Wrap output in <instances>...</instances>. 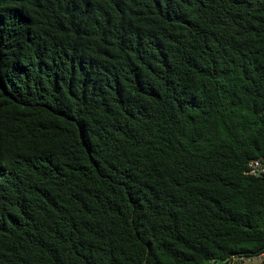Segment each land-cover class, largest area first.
Wrapping results in <instances>:
<instances>
[{"label":"trees","instance_id":"obj_1","mask_svg":"<svg viewBox=\"0 0 264 264\" xmlns=\"http://www.w3.org/2000/svg\"><path fill=\"white\" fill-rule=\"evenodd\" d=\"M257 159L264 0H0V264H264Z\"/></svg>","mask_w":264,"mask_h":264},{"label":"built area","instance_id":"obj_2","mask_svg":"<svg viewBox=\"0 0 264 264\" xmlns=\"http://www.w3.org/2000/svg\"><path fill=\"white\" fill-rule=\"evenodd\" d=\"M247 174L252 176H258L260 174H264V167L262 165V161L259 159L251 161L248 165Z\"/></svg>","mask_w":264,"mask_h":264},{"label":"rangeland","instance_id":"obj_3","mask_svg":"<svg viewBox=\"0 0 264 264\" xmlns=\"http://www.w3.org/2000/svg\"><path fill=\"white\" fill-rule=\"evenodd\" d=\"M259 262H260V260H259V258H257V259H253V260H245L244 262H243V264H259Z\"/></svg>","mask_w":264,"mask_h":264},{"label":"water","instance_id":"obj_4","mask_svg":"<svg viewBox=\"0 0 264 264\" xmlns=\"http://www.w3.org/2000/svg\"><path fill=\"white\" fill-rule=\"evenodd\" d=\"M232 261V257H230V262Z\"/></svg>","mask_w":264,"mask_h":264}]
</instances>
